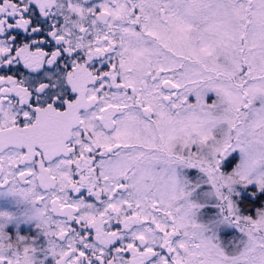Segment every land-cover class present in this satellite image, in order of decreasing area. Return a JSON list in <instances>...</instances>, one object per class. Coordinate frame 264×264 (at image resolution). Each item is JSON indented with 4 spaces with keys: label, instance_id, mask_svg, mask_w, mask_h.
<instances>
[{
    "label": "snow or ice",
    "instance_id": "obj_1",
    "mask_svg": "<svg viewBox=\"0 0 264 264\" xmlns=\"http://www.w3.org/2000/svg\"><path fill=\"white\" fill-rule=\"evenodd\" d=\"M0 264H264V0H0Z\"/></svg>",
    "mask_w": 264,
    "mask_h": 264
}]
</instances>
